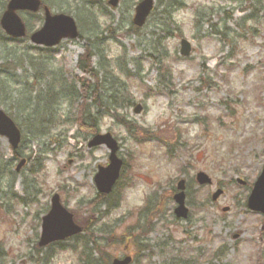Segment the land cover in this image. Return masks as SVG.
<instances>
[{
    "label": "rangeland",
    "instance_id": "obj_1",
    "mask_svg": "<svg viewBox=\"0 0 264 264\" xmlns=\"http://www.w3.org/2000/svg\"><path fill=\"white\" fill-rule=\"evenodd\" d=\"M46 1L74 18L80 38L45 50L0 30V109L21 129L26 160L18 174L17 162L3 167L11 151L0 138V264H81L76 239L38 251L55 194L96 242L113 227L101 259L264 264V215L246 208L264 165V0H154L139 30L131 22L141 0ZM40 25L30 19L29 32ZM86 52L98 72V99L82 107L94 130L80 128L79 100L59 96L62 80L75 97L77 78L95 83L77 67ZM95 134H110L123 162L110 209L94 203V176L109 156L105 146L88 148ZM199 172L212 184L199 186ZM181 180L185 220L173 214Z\"/></svg>",
    "mask_w": 264,
    "mask_h": 264
},
{
    "label": "water",
    "instance_id": "obj_2",
    "mask_svg": "<svg viewBox=\"0 0 264 264\" xmlns=\"http://www.w3.org/2000/svg\"><path fill=\"white\" fill-rule=\"evenodd\" d=\"M117 0L110 2L112 6L116 5ZM38 0H10L7 11L4 13L1 26L3 30L10 36L20 38L24 36V27L20 19L15 15L17 10H30L35 12L38 10ZM153 7L152 0H142L135 8L133 25L142 27L149 16ZM77 30L72 18L59 15L50 17L46 16L42 29L31 36V42L46 47L56 46L62 39H75ZM191 52L190 44L186 40L180 41V55L188 57ZM141 111L140 106H136L134 113ZM0 137L5 138L11 148L14 150L20 143L21 134L13 121L0 110ZM106 146L110 150L109 164L106 168H99L98 173L94 177V183L100 194L107 195L111 192L112 187L119 177L122 161L116 157L118 150L117 143L110 134L96 135L88 143L89 148ZM24 161H21L16 171H19ZM196 182L199 185H210L211 180L202 172L197 173ZM184 181L177 184V193L173 196L176 203L174 215L177 219H186L188 210L185 207ZM222 194V190L218 189L212 195V201H216ZM247 208L254 212L264 215V166L261 174L253 185V189L247 200ZM226 210V209H225ZM81 232L79 225L75 224L73 215L68 212L60 203L58 195L51 198L50 210L42 218L41 237L39 241L40 247H45L53 242L63 241L69 237L75 236ZM130 257L122 259H114L110 264H131Z\"/></svg>",
    "mask_w": 264,
    "mask_h": 264
},
{
    "label": "trees",
    "instance_id": "obj_3",
    "mask_svg": "<svg viewBox=\"0 0 264 264\" xmlns=\"http://www.w3.org/2000/svg\"><path fill=\"white\" fill-rule=\"evenodd\" d=\"M90 58H91V54L90 53L88 54V52H86V54L84 56H82L80 58V60L78 61L77 67L80 70V72L87 75L89 78H91L93 81H95V83L92 85L83 78H77V81L80 84V90L78 91L77 97H75V95H73L72 92L70 91V86L72 84L66 85L65 80H62L64 85L61 86L60 92H62V95H59V96L63 97V91H64L65 94L68 95L67 96L68 100H70V101H74V100L78 101L79 100V102L81 103L80 113L78 115L79 116V123H80L79 126H80V128L94 130L93 129L94 126L84 122V116L86 114V108L87 107H84V109L82 108L84 106V103H87L89 96L91 97V99H94V101H97V99H98V96H97V92L99 90V88H98V85H99L98 84V72L93 67H91L89 65L88 60ZM162 71H163V74H166L165 68H163ZM49 88L51 89V87H49ZM56 96H57L56 94L48 93L47 94V97H48L47 100L48 99H55ZM14 155H15L14 158H16V160H17L21 154L14 152ZM1 159L3 160V156L0 154V161H1ZM3 161H4L3 167H6V169L10 170L12 168L11 162L13 161V159H6ZM3 175H4V172H1V176H3ZM0 193H2V192H0ZM94 203H95V205H98V206H106L108 209H110L112 207L111 203L108 201V196L98 195ZM112 208H114V207H112ZM146 208H148V207H146ZM145 211H147V210L145 209ZM112 228L113 227H111L110 229H108L106 231H102V233H103V235H105V237H103L102 239H99V242H96V238L95 237L92 238L91 234H88V231H87L88 228L87 227L84 228V230H83L84 234L76 236L75 238H73V239H76L77 242H79V244H80V252H79L78 257H79L81 264H97V263L106 264V263H108V261H109L108 259H105V260L101 259V250L104 248V246H108L106 242L109 239H112V237H113L112 236V230H111ZM71 240L72 239H70L68 241H71ZM58 245H54V246H58ZM63 246H64V243H62V249H63ZM38 251L40 252L41 250H38ZM92 253L97 254V260L91 259ZM0 255H1L0 258H2L4 256L3 254H0ZM40 262H41V260H40Z\"/></svg>",
    "mask_w": 264,
    "mask_h": 264
},
{
    "label": "flooded vegetation",
    "instance_id": "obj_4",
    "mask_svg": "<svg viewBox=\"0 0 264 264\" xmlns=\"http://www.w3.org/2000/svg\"><path fill=\"white\" fill-rule=\"evenodd\" d=\"M10 0H0V9H1V12H0V20H1V17L4 13V11L6 10V7H7V4ZM40 1V9L38 10V12H31V11H18L17 12V15L19 16L23 26H24V29H25V32L26 34L28 35V37L30 38V35L36 31H38L42 25H43V22H44V19L46 17V11L52 16V15H57V14H67L65 12H63L62 10H54L49 4L48 1L46 0H39ZM75 3H78L79 0H74ZM95 5L99 6L100 5V1H105V3H108V1L110 0H93ZM32 18H35V21L37 24H41L39 26V28H37L36 30L32 31V32H29V27H28V24L30 22V19ZM0 30L2 31L1 29V25H0ZM7 39L11 40V41H20L18 39H13V38H9L7 37ZM23 40V39H22ZM47 48H45L46 50Z\"/></svg>",
    "mask_w": 264,
    "mask_h": 264
}]
</instances>
